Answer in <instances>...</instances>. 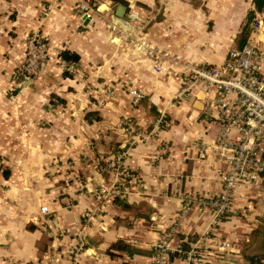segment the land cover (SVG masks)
<instances>
[{"label":"crops","instance_id":"crops-1","mask_svg":"<svg viewBox=\"0 0 264 264\" xmlns=\"http://www.w3.org/2000/svg\"><path fill=\"white\" fill-rule=\"evenodd\" d=\"M94 2L87 16L76 0H0V264H151L162 241L166 264L264 259V189L235 190L212 223L203 202L221 191L220 125L204 106L211 94L176 97L189 67L222 63L250 11L262 17L263 42L264 9L253 0ZM118 13L134 27L116 24L127 41L103 25ZM35 34L53 57L24 77ZM138 40L166 52L159 70ZM132 90L143 93L136 105ZM119 241L126 249L112 250Z\"/></svg>","mask_w":264,"mask_h":264},{"label":"built area","instance_id":"built-area-1","mask_svg":"<svg viewBox=\"0 0 264 264\" xmlns=\"http://www.w3.org/2000/svg\"><path fill=\"white\" fill-rule=\"evenodd\" d=\"M76 4L87 16L97 12L94 0H76ZM97 16L99 20L104 19L100 14ZM262 23V17L256 14L246 42L231 47L222 63L189 67L176 95L179 98L197 89L211 94L205 99L204 106L220 125L212 149L223 165L219 171L221 191L216 199L203 202L214 209L213 224H217L230 209L235 190L241 188L253 194L264 185V41L255 38V34L261 33ZM103 25L121 41L131 39L130 34L109 19H104ZM134 46L151 56L153 67L160 69L161 57L167 55L166 52L153 48L144 40L136 41ZM52 57L46 42L36 34L32 35L26 41L25 57L18 73L24 77L34 76L41 64ZM63 63L73 71L70 62ZM129 94L133 105L143 96L141 90H132ZM122 155L111 164L117 175L122 173L119 165ZM40 211L46 213L47 207H40ZM166 258L167 243L162 241L155 246L151 264H166Z\"/></svg>","mask_w":264,"mask_h":264},{"label":"trees","instance_id":"trees-1","mask_svg":"<svg viewBox=\"0 0 264 264\" xmlns=\"http://www.w3.org/2000/svg\"><path fill=\"white\" fill-rule=\"evenodd\" d=\"M253 3H254V6H255V10L261 11V10L264 9V0H253ZM254 15H255L254 11H250L248 13L247 21L242 27V30H241V33H240L239 38L237 40V43H236L237 45L236 46H242L246 42L248 33L250 31L251 24H252L253 19L255 17ZM62 56L66 60H74L75 59L74 54L67 55L66 52H64L62 54ZM111 249L112 250H115V249H122L123 250V249H126V246L123 244L122 241H119V242L115 243L114 245H112ZM111 254H112V251H111ZM247 259H248L250 264H264L263 257H261L260 255H257V254L256 255H251L249 257L247 256Z\"/></svg>","mask_w":264,"mask_h":264},{"label":"water","instance_id":"water-1","mask_svg":"<svg viewBox=\"0 0 264 264\" xmlns=\"http://www.w3.org/2000/svg\"><path fill=\"white\" fill-rule=\"evenodd\" d=\"M114 23L118 24L120 26L121 29H123L124 31L127 30H133V26L130 25L129 21H130V17L128 16L127 18H121V16H119V13L114 15L113 17Z\"/></svg>","mask_w":264,"mask_h":264},{"label":"rangeland","instance_id":"rangeland-1","mask_svg":"<svg viewBox=\"0 0 264 264\" xmlns=\"http://www.w3.org/2000/svg\"><path fill=\"white\" fill-rule=\"evenodd\" d=\"M262 188L264 189V185H262L261 189H262Z\"/></svg>","mask_w":264,"mask_h":264}]
</instances>
